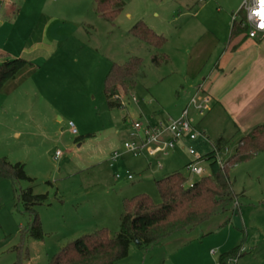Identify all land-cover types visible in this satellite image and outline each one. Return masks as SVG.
<instances>
[{
	"label": "rangeland",
	"instance_id": "obj_1",
	"mask_svg": "<svg viewBox=\"0 0 264 264\" xmlns=\"http://www.w3.org/2000/svg\"><path fill=\"white\" fill-rule=\"evenodd\" d=\"M9 1L17 10L8 19L13 27L5 45L17 54L26 53L17 57L29 64L0 90V155L22 163L28 178L14 182L0 176V264H49L81 235L99 228L115 235L125 198L147 193L159 203L156 180L178 170L188 177L187 185L196 181L201 176L189 173L186 164L200 163L209 172V162L199 158L216 149L220 138L225 142L217 148L219 157L225 161L234 152L245 132L237 131L212 101L203 114L188 107L199 136L177 142L167 155H135L125 152L124 143L134 119L176 118L193 97L203 100L201 88H207L227 45L233 13L244 0H123L114 23L98 16L94 0ZM41 13L51 18L50 41L43 45L51 51L34 55L29 38ZM139 20L166 37L161 49L130 33ZM162 52L169 61L155 65L152 55ZM130 56L142 58L144 75L121 97V107H111L104 91L106 75L113 63H124ZM115 150L124 154L112 160ZM127 171L133 175L130 181ZM117 173L123 177L116 178ZM229 177L238 203L194 229L204 234L197 244L204 260H218L222 241L233 243L240 234L241 243L249 228L251 237L264 228V216H258L264 211V150L233 165ZM28 188L47 194V203L35 207L42 239L22 233L30 216L18 197ZM147 249L133 242L129 257L119 264H142ZM237 264H264V242L247 243Z\"/></svg>",
	"mask_w": 264,
	"mask_h": 264
},
{
	"label": "trees",
	"instance_id": "obj_2",
	"mask_svg": "<svg viewBox=\"0 0 264 264\" xmlns=\"http://www.w3.org/2000/svg\"><path fill=\"white\" fill-rule=\"evenodd\" d=\"M94 4L98 16L110 23L115 22L124 7L123 0H94ZM130 33L156 49H161L166 42L163 34L157 33L143 20L135 22ZM244 33L246 29L241 26L240 21L233 20L230 42ZM151 59L155 65L169 61L164 52L153 54ZM28 64L26 59L20 57L0 63V89ZM143 75L141 57L130 56L124 63H113L104 82L109 106L121 107V97L132 91ZM224 142L223 138L218 139L216 149L221 148ZM263 150L264 123L256 125L240 137L234 152L225 159L223 167L219 164L214 149L199 158L209 162L210 174L201 176L192 185L186 184L188 177L181 170L157 179L156 186L161 197L159 203L154 202L147 193L125 198L119 229L115 235H110L107 228L81 235L55 253L49 264H119L129 257L133 242L138 241L140 248H149L178 232L195 229L213 216L232 206L234 208L238 202L232 191L229 170L238 162L248 160ZM0 176L11 178L14 182L28 178L22 163H10L1 155ZM18 200L30 216V222L22 229V233L42 239L44 233L35 207L47 203V194H36L28 188L21 190ZM240 248L239 245L221 253L218 257L220 264H227V259L236 256Z\"/></svg>",
	"mask_w": 264,
	"mask_h": 264
},
{
	"label": "crops",
	"instance_id": "obj_3",
	"mask_svg": "<svg viewBox=\"0 0 264 264\" xmlns=\"http://www.w3.org/2000/svg\"><path fill=\"white\" fill-rule=\"evenodd\" d=\"M16 10L11 1L4 0L0 2V63L8 59L18 58L17 55L26 57V53L23 51L17 54L16 50L5 45L13 27L8 19ZM51 28L53 26L51 25L50 16L41 13L29 38L31 39L29 45L32 46L34 55L51 51L50 46L48 49L43 46L45 41L48 43L50 41ZM26 68L27 65L19 72L26 70ZM11 79L1 89L5 88L7 84H12L11 82L14 81H10ZM207 83V88H201L202 92H204V95H210L212 102L219 104L220 108L234 123L237 131L247 133L256 125L264 123V37L250 38L244 33L230 42L229 34L227 45L218 58L215 69L209 76ZM180 113L181 109L178 111L179 115ZM261 209H264V205ZM237 212L234 209L232 213L235 220L237 216L234 214H237ZM260 212L264 211H258V216H264V213L260 214ZM239 213L242 215V221L247 224V220L243 217L241 211ZM236 223L240 225L239 220ZM249 229L246 231V239H243L241 243L239 242L240 234L233 243H229L228 240L222 241L220 244L223 250L222 253L239 245L241 248H245L250 241L262 246L264 228H258L256 237L253 235L251 237ZM193 230L178 232L149 247L142 264H220L219 258L217 261L210 259V257L209 260L201 258L200 248L197 244L202 243H199L198 239H201L204 234ZM212 250L215 249H210V252ZM215 253L211 252V254ZM205 254L207 253L205 252ZM242 254L243 252L240 255Z\"/></svg>",
	"mask_w": 264,
	"mask_h": 264
},
{
	"label": "built area",
	"instance_id": "obj_4",
	"mask_svg": "<svg viewBox=\"0 0 264 264\" xmlns=\"http://www.w3.org/2000/svg\"><path fill=\"white\" fill-rule=\"evenodd\" d=\"M241 11H244V13L241 15V19L237 20ZM233 20L240 21L241 26L246 29L248 37H264V0H244L240 9L233 13ZM133 100L136 102L137 98L134 96ZM211 101L212 97L210 95H205L200 102L196 100V97H193L188 106L185 107L176 118L169 117L154 122L148 118L134 119L129 133L130 137L124 143L125 152H130L136 155L143 151H147L150 155L160 157L173 151L177 142L195 140L199 136V132L193 125V120L189 115L188 107L193 105L200 114H203L205 110L209 108ZM70 127L71 132L77 134V129L73 123H70ZM188 150L190 154L195 155V150L191 146L188 147ZM215 150L217 160L223 167L224 159L220 158L218 155L219 151L217 149ZM60 154L61 152L57 151L56 158H58ZM123 154V151L115 150L112 155V160L118 159L123 156ZM158 163L161 167L160 161ZM187 170L189 173L200 176L210 174V170L207 172V168L196 162H190L187 166ZM115 176L118 179L123 177V175L119 173ZM125 178L130 181L133 179V175L127 171L125 173ZM192 184L193 182L189 185ZM243 250L244 248H241L236 256L229 257L227 259V264H237V257L240 256ZM211 252L215 253V250H212Z\"/></svg>",
	"mask_w": 264,
	"mask_h": 264
},
{
	"label": "water",
	"instance_id": "obj_5",
	"mask_svg": "<svg viewBox=\"0 0 264 264\" xmlns=\"http://www.w3.org/2000/svg\"><path fill=\"white\" fill-rule=\"evenodd\" d=\"M136 243H138V241H136Z\"/></svg>",
	"mask_w": 264,
	"mask_h": 264
}]
</instances>
